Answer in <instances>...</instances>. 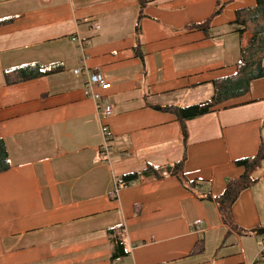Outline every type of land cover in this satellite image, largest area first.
<instances>
[{"label":"crops","instance_id":"obj_1","mask_svg":"<svg viewBox=\"0 0 264 264\" xmlns=\"http://www.w3.org/2000/svg\"><path fill=\"white\" fill-rule=\"evenodd\" d=\"M254 5L0 0V137L11 163L0 174V264H255L264 159L253 175L258 182L232 209L243 233L225 224L215 198L244 174L237 162L264 150V79L186 122L185 175L194 188L172 175L117 188L148 164L181 162V124L154 107L203 103L213 81L236 74L252 38L239 33L236 14ZM209 21L206 32L189 28ZM30 65L63 71L8 83L7 72ZM82 67L111 83L110 90L97 88L98 102L85 96L87 77L74 74ZM106 104L112 113L104 118ZM116 228L130 255L112 260L109 230Z\"/></svg>","mask_w":264,"mask_h":264},{"label":"trees","instance_id":"obj_2","mask_svg":"<svg viewBox=\"0 0 264 264\" xmlns=\"http://www.w3.org/2000/svg\"><path fill=\"white\" fill-rule=\"evenodd\" d=\"M254 1L255 5L253 7L240 10L236 14L235 23L239 26V33L244 34L249 32L252 35V38L247 42L241 53V61L237 65L236 74L234 76L213 81V95L209 100L203 103L186 108L154 107V109L158 111L174 114L181 124L182 140L184 143V153L181 162L168 166L167 168H156L148 164L146 169L141 173L121 177L117 182L118 189L130 187L146 178L162 179L166 175L178 177L180 182L188 189L194 188L196 183L188 180L185 175L188 143L186 122L210 114L220 105L247 95L251 91L252 84L255 81L264 79V0ZM143 8L144 3L141 4V9ZM219 13L220 10H218L215 15H218ZM209 26L210 21L192 24L189 28L206 32ZM62 71L63 69L60 65H52L49 67L30 65L7 72V81L9 84L13 82H21L40 76L60 73ZM263 159L264 150L261 149L255 158L237 162L239 167H243L245 169L244 174L238 178L230 180L227 183L222 195L215 198L225 224L238 231L240 229L236 227L233 222L232 209L238 201L241 193L258 182L259 179L255 178L253 175ZM10 169L11 163L9 155L5 143L0 137V174L5 173ZM239 232L243 233L242 230ZM109 235L111 237L113 247L112 260L124 259L128 257L130 255V251L126 247L124 241L123 229H111L109 230ZM201 248L202 247L199 246V251H201ZM197 251L198 248H196L195 252Z\"/></svg>","mask_w":264,"mask_h":264},{"label":"built area","instance_id":"obj_3","mask_svg":"<svg viewBox=\"0 0 264 264\" xmlns=\"http://www.w3.org/2000/svg\"><path fill=\"white\" fill-rule=\"evenodd\" d=\"M74 40L79 42L78 47L80 51L83 53L82 62L84 63L85 55H86L85 44L84 42L81 41V38H79L78 36ZM74 74L77 76L83 75L87 77L88 82L84 89L85 96L96 102L102 99L101 94L97 92V88H99L102 91H107L111 89V83L102 72H95V71H91L88 68L82 67L75 69ZM111 113H112L111 106L109 104H106L103 111V117L104 118L108 117L111 115ZM108 137H109L108 133L105 130V144L103 146V152L106 154L107 158L110 150L108 147V143H109ZM255 264H264V237L258 245V253L255 258Z\"/></svg>","mask_w":264,"mask_h":264},{"label":"water","instance_id":"obj_4","mask_svg":"<svg viewBox=\"0 0 264 264\" xmlns=\"http://www.w3.org/2000/svg\"><path fill=\"white\" fill-rule=\"evenodd\" d=\"M253 234H255L257 237L264 236V228H261V229H258V230H254Z\"/></svg>","mask_w":264,"mask_h":264},{"label":"rangeland","instance_id":"obj_5","mask_svg":"<svg viewBox=\"0 0 264 264\" xmlns=\"http://www.w3.org/2000/svg\"><path fill=\"white\" fill-rule=\"evenodd\" d=\"M253 2V1H252ZM264 236H259L258 238L262 239Z\"/></svg>","mask_w":264,"mask_h":264}]
</instances>
